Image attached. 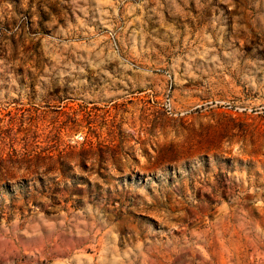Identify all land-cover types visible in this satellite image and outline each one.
Listing matches in <instances>:
<instances>
[{
    "label": "rangeland",
    "instance_id": "1",
    "mask_svg": "<svg viewBox=\"0 0 264 264\" xmlns=\"http://www.w3.org/2000/svg\"><path fill=\"white\" fill-rule=\"evenodd\" d=\"M0 264H264V0H0Z\"/></svg>",
    "mask_w": 264,
    "mask_h": 264
}]
</instances>
